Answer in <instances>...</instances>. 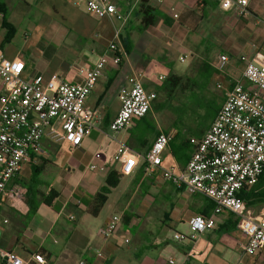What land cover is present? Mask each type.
<instances>
[{
	"label": "crops",
	"instance_id": "0c3cea01",
	"mask_svg": "<svg viewBox=\"0 0 264 264\" xmlns=\"http://www.w3.org/2000/svg\"><path fill=\"white\" fill-rule=\"evenodd\" d=\"M115 1L120 11L127 14L134 0ZM197 2L149 0L157 20L148 28L143 27L142 1L135 7L122 31V40L129 38L132 50L125 48L120 66L110 63L105 68L87 99V105L97 111L96 128L79 148L45 138L42 141L45 155L31 154L24 163L19 182L40 193L31 197L37 208L32 215L27 194L19 198L10 194L12 183L1 196L0 250L16 253L24 264H39L33 258L36 254H42L46 264H78L81 260L90 264H169L171 257L186 264H264V248L252 256L244 252L248 240L238 230L237 218L227 211L214 218V229L194 242L175 240L176 233L190 232L189 223L195 216L212 217L215 205L204 196L190 195L184 188L176 187L159 171L146 174L142 161L112 189L99 215L92 214L95 198L105 187L108 173L121 168L122 163L114 161L120 144L145 155L159 134H167L171 141L163 154V167L176 172L184 170L194 151L190 139H200L206 134L236 84L248 85L241 58L264 55V0H249L245 15L234 9L223 10L216 0L206 1L202 15L194 10ZM9 3L10 0H0V16L3 26L8 23L14 28L8 17ZM177 3H183L184 7L180 15H175L179 20L176 23L165 9ZM75 5H83L87 11L84 0L75 1ZM87 14L95 17L88 11ZM135 20L139 26H135ZM109 22L106 21L108 34L113 38L114 28ZM157 25L161 26L156 28ZM135 32L151 37L136 43ZM53 33L63 31L57 27ZM109 44L94 45L93 56L79 55L77 63L68 67L62 62L51 68L55 61L49 63L54 57L50 50L58 47L54 42L41 59L42 67L34 70L25 62L24 77L42 76L48 82L58 76L79 83L82 80L79 68L93 65ZM172 47L186 52L181 62L186 63L190 56L186 66L178 68L166 57ZM151 48L159 49L163 55L156 60L132 57L137 50L146 55ZM223 55L228 61L221 68ZM134 75L141 76L147 91L157 94L153 110L146 117L135 119L131 129L113 132L110 126L121 109L119 95ZM3 89L0 79V94ZM185 110L194 112L195 117H179V112ZM97 154L101 155L98 160ZM94 161L105 171L89 170ZM242 194L247 195L246 208L255 216L262 215L264 173L255 187L242 190ZM43 196L51 205L43 202ZM115 215L122 221L114 234L104 240L99 231ZM97 251L103 256L97 257ZM6 262L0 254V264Z\"/></svg>",
	"mask_w": 264,
	"mask_h": 264
},
{
	"label": "built area",
	"instance_id": "2783aa9c",
	"mask_svg": "<svg viewBox=\"0 0 264 264\" xmlns=\"http://www.w3.org/2000/svg\"><path fill=\"white\" fill-rule=\"evenodd\" d=\"M140 1L134 0L126 14L120 11L115 0H84L90 14L111 22L114 37L93 65L79 68L78 75L82 78L79 83H70L58 76L48 82L42 76L25 79L23 61L0 55V79L4 83L0 94V202L11 183L10 194L14 198L27 194L19 175L31 154L45 155L42 146L45 138L79 148L96 128L97 111L87 105V99L105 68L110 63H122L125 55L122 31ZM216 1L225 11L234 9L240 15L247 13L249 0ZM220 59L223 68L228 58L223 55ZM241 61L248 85L236 84L206 134L200 139H190L194 151L184 170L176 172L163 167V154L171 141L164 133L159 134L145 155L120 144L114 161L122 163L123 175H130L142 161L146 174L159 171L165 180L184 188L190 195H201L213 201L214 215L195 216L189 223L190 232L176 233L175 240L194 242L204 232L214 229V218L227 211L237 218L238 230L248 240L243 250L252 256L264 248V213L255 216L245 207L239 193L255 186L264 173V55L242 57ZM128 83L129 86L121 90V109L110 126L116 133L131 129L135 119L146 117L157 99L155 92L146 90L141 76H131ZM100 157L97 154L95 159ZM89 170L104 172L105 168L94 161ZM121 221L120 216H113L99 235L108 240ZM0 254L6 264H24L14 252L0 250ZM96 256L100 258L103 254L97 251ZM33 258L39 264H46L42 254ZM168 263L186 264L174 257L169 258ZM78 264L90 263L81 260Z\"/></svg>",
	"mask_w": 264,
	"mask_h": 264
},
{
	"label": "rangeland",
	"instance_id": "374dc122",
	"mask_svg": "<svg viewBox=\"0 0 264 264\" xmlns=\"http://www.w3.org/2000/svg\"><path fill=\"white\" fill-rule=\"evenodd\" d=\"M75 1L77 0H29L30 3L27 4L22 0H10L8 17L14 26V32L8 38L9 30L3 26V19L0 16V54L9 60L19 57L18 59L28 63L34 70L43 66L41 59L54 42L58 47L50 50V54L53 52L52 57H54L50 58L49 63L55 61L53 65L50 63L51 68L54 65H61L62 62H66L67 67L77 63L79 55L93 56L94 45L106 46L113 38L108 34L107 20L101 21L87 14L85 7L75 5ZM183 7V3L170 4L165 10L170 19L177 23L179 20L175 15H180ZM134 24L139 26L137 20ZM160 26L157 25L156 28ZM57 27L63 31V34L53 33ZM149 36L135 32L133 39L137 43L139 39ZM172 48L173 50L171 49L166 57L170 58L178 68L186 66L190 56L187 62L183 63L181 60L186 52ZM160 52L157 48H151L145 55L143 50H137L132 57L156 60V57L163 55ZM45 58L49 59V57ZM162 98H165L163 94ZM155 110L158 112L157 109ZM178 115L187 119L195 117V113L190 110L179 112Z\"/></svg>",
	"mask_w": 264,
	"mask_h": 264
},
{
	"label": "trees",
	"instance_id": "16d2710c",
	"mask_svg": "<svg viewBox=\"0 0 264 264\" xmlns=\"http://www.w3.org/2000/svg\"><path fill=\"white\" fill-rule=\"evenodd\" d=\"M206 1L207 0H198V2L194 6V10L196 12L202 14V15H205V12L203 11V9H204L203 7L206 4ZM148 2H149V0H142V4H141L142 15L144 17V19H143V27L144 28H148L149 26L154 25L155 21L157 20V16L153 12L154 8L152 6H150L148 4ZM5 25L8 28L9 33H10L9 36H8V38H9V37L12 36V34L14 32V28L8 23H5ZM122 41H123V44H125V48L127 49V51H131L133 46H132V43L129 40V38H125L124 37ZM120 65H116V66H120ZM123 177H124V175L120 172V170H117V169H113V170H111L108 173L105 187H103V189L97 194V196L95 198L96 208L92 211V214L94 216H98L99 215V213L101 212L102 208L107 203L109 194L111 193L112 189H114V188H116V187H118L120 185V182H121ZM21 184L27 189V195H28L27 201H28V204L30 206L31 215H32L33 212L37 208L34 207L33 202H31V197L32 198L34 196L38 197L40 195V193L37 190H34L33 187H31L29 184H27V183H25L23 181L21 182ZM244 189H246V188H244ZM239 196L243 199L245 207H246L247 206V201H248L247 200V195L246 194H242V191H241L239 193ZM43 202L47 203L48 205H51V202L49 200H47L45 197L43 198Z\"/></svg>",
	"mask_w": 264,
	"mask_h": 264
}]
</instances>
